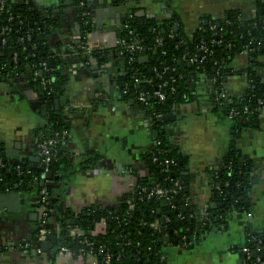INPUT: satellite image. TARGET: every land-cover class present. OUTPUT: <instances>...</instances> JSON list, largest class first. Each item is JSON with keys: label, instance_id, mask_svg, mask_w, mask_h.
I'll list each match as a JSON object with an SVG mask.
<instances>
[{"label": "crops", "instance_id": "0c3cea01", "mask_svg": "<svg viewBox=\"0 0 264 264\" xmlns=\"http://www.w3.org/2000/svg\"><path fill=\"white\" fill-rule=\"evenodd\" d=\"M116 1L125 2V6L118 8L120 12L124 11V17L129 15L128 9L148 11L149 16L158 20L168 17L167 14H175L182 29L190 34L203 14L218 19L227 10H235L240 19L252 18L256 0ZM13 2L26 4L38 16L47 11L57 15L58 26L50 32L48 44L52 56L63 58L67 63L63 69L67 80L58 106L61 118L69 126L62 143L68 160L58 173L43 170L41 174V182L48 189V222L57 228L63 211L77 213L87 206L101 208L115 205L123 193L133 192L137 176L146 173L139 155L150 149L154 133L149 118L139 108L134 96L124 98L121 83L127 82L114 76L125 72V67L121 57L110 53L116 46L117 37L114 36L118 35L119 25L112 24L107 14L101 20L105 24L103 29L99 31L94 26L90 33H85L87 42H103L109 49L107 58L96 55L99 60L94 63L81 59L90 51L83 48L84 36L82 33L78 35L76 23H85L91 12L95 23V9L101 7V3L103 6L104 2L86 0L83 10L77 7L74 0ZM116 19L114 17L113 21ZM248 64L245 52L235 54L231 59L235 68H244ZM101 70L108 71V78ZM255 70L264 83V66ZM30 80V71L18 76L0 77V147L15 150L18 146L17 156L5 153L8 168L19 163L37 164L40 160L36 145L37 130L46 124V110L38 109L36 98L40 88L32 85ZM101 83L105 85L101 86ZM188 85L192 98L173 106L175 108L171 113L174 117L166 124L165 132L173 146L187 159L191 202L200 212L211 206L208 169L220 166L222 156L229 148H234L242 159L250 161L254 167L251 216L245 212H232L227 229L218 231L210 227L192 248L180 244L166 245L160 264H245L242 253L233 251V248L243 244L247 226L256 232L264 230V108L259 109L254 126L236 131L233 120L213 105L208 78L198 74L195 79L188 80ZM224 87L229 95L239 96L247 87V79L245 75H232ZM89 153H97L101 158L94 165L81 168ZM54 175L58 178L54 179ZM9 184V189L3 192L16 195L0 198V264H90L89 256L62 251L57 234V243L47 251L42 252L40 243L25 252L20 250L17 243L31 241L35 228L42 221L39 213L42 206L38 202L37 186L24 185L22 188L20 181ZM21 198L25 199L23 203ZM103 229V222L95 227V231Z\"/></svg>", "mask_w": 264, "mask_h": 264}, {"label": "trees", "instance_id": "16d2710c", "mask_svg": "<svg viewBox=\"0 0 264 264\" xmlns=\"http://www.w3.org/2000/svg\"><path fill=\"white\" fill-rule=\"evenodd\" d=\"M2 2L0 32L4 28L8 30L2 33L5 42L0 46V77L18 76L29 71L34 75L35 79H31L30 83L40 88L36 103L39 110H46L47 120L37 130L36 145L52 137H57L58 141L55 156L48 165L43 163L41 156L37 164L19 163L20 175L17 174L16 164L8 168L4 149L0 147V158L5 163L4 168H0V191L6 189L5 183L18 181L26 187L37 186L39 189L44 167L56 174L68 160L62 143L69 126L61 118L58 106L67 80L63 73L67 63L63 58L50 54L48 37L58 26L54 14L47 11L46 17H41L26 4H17L13 0ZM74 2L79 5L83 2V7L86 6V0ZM125 23L127 26H124ZM117 34V39L125 43L138 39L143 45L141 51L132 53L117 45L110 53L121 57L125 67V72L117 75V78L127 82L124 87L121 86L126 90L124 98L134 96L139 108L149 118L154 133L150 149L139 155L146 173L137 176L133 192L123 193L115 205L101 208L87 206L77 213L63 211L57 228L48 222L47 214L35 228L27 250L32 244L36 245L35 233L43 226L55 228L59 246L69 248L72 253L78 254L80 249L94 253V264H103L106 254L110 255V264H160L166 245L180 244L192 248L210 227L218 231L227 229L232 212L250 211L254 167L250 161L242 159L234 148H229L222 156L220 166L208 169L211 206L206 212H200L187 200L190 196L187 159L168 139L165 132L168 122H163V119L170 115L176 103L191 100L188 80L203 74L210 80L211 87L218 90L217 93H210L212 103L222 105L220 111L230 116L234 129L239 131L254 126L259 109L264 108V83L255 70L264 66V0L255 1V14L246 20L240 19L235 10H227L218 19L203 14L190 34L182 29L175 14L158 20L130 13L122 19ZM158 38L160 42H157ZM106 52L105 49L94 53L102 56ZM240 52L247 53L249 64L244 68H235L231 59ZM50 55L51 65L47 62ZM139 55L147 56L148 60L139 62ZM236 74L245 75V91L239 96L228 94L221 97L219 90L226 91L225 82ZM134 77L144 82L137 83ZM158 86L165 92L163 100L152 94ZM139 92L144 93L146 104L137 98ZM158 113L162 114L161 118L157 117ZM100 158L97 153H89L80 167H90ZM131 172L134 173V170L131 169ZM157 187L165 189L171 200L166 201L150 192ZM130 202L133 203L132 209H128ZM99 222L104 223V229L95 231ZM71 229L77 233H72ZM243 244L255 252L258 245L264 246V233L247 226ZM241 246L233 248V251L241 253ZM258 254L264 257V249Z\"/></svg>", "mask_w": 264, "mask_h": 264}, {"label": "built area", "instance_id": "2783aa9c", "mask_svg": "<svg viewBox=\"0 0 264 264\" xmlns=\"http://www.w3.org/2000/svg\"><path fill=\"white\" fill-rule=\"evenodd\" d=\"M2 3L3 2L1 0L0 1V9L2 8V5H3ZM10 18L11 17H9V19ZM124 26H127L126 23L124 24ZM5 29L8 30V28H4L0 32V46L5 42V37H3V35H2L3 30H5ZM157 42H160V38H158ZM115 45L116 46L117 45L123 46L124 49L126 51L130 52V53H132L134 51L139 52V51H141L143 49V45L139 42L138 39H134L133 41L128 42V43H125V41H123V40L116 39V44ZM83 46H84V49L86 51H90V52H92V51H100V50H102L105 47L103 42H99V43L96 42L95 44H91L90 42H87V35L86 34L84 35V44H83ZM130 60H131V58H130ZM190 60H192V59H190ZM42 64L44 65L45 63L43 62ZM30 78L31 79H35L34 75L31 72H30ZM171 80L173 81V79H171ZM134 81L138 83L140 80L137 77H134ZM170 88H171V90L174 89L173 86H171ZM123 92H126V90H123ZM211 92L217 93L218 90H216L214 87H211ZM152 94L155 97H157L159 100H163L165 98V92L161 89L160 86H158V88L155 91H153ZM219 94H220L221 97H225V96L228 95V92L223 91L222 89H220L219 90ZM137 98L141 102H143L145 104L147 103L146 102V97H145L143 92H139ZM213 105L219 110H221V108H222V105L220 103L218 104L217 102H215V103H213ZM157 117L161 118L162 114L158 113ZM57 141H58L57 137H52V138H48V139L42 140V141H40L38 143L39 154H40L41 160L43 161L44 164L48 165L51 162V160L54 158V156H55V144H56ZM165 162L168 163V160H165ZM4 165H5L4 161L0 158V168H4ZM15 168L17 170L19 169L18 164H16ZM44 170H48V167L45 166ZM17 174L20 175L21 172L18 170ZM150 192L151 193L153 192L157 196L162 197L166 201H170L171 200V196L163 188L157 187V188L154 189V191L151 190ZM38 193H39L38 194V202L42 206V217H44L46 214H48V212L50 210V207L48 206L49 205L48 189L43 185V186H41L39 188ZM187 200L191 201V197L188 196ZM132 208H133V203L130 202L128 204V209H132ZM204 212H206V209L202 213H204ZM246 215L247 216H251V212H247ZM154 225H155V223H154ZM71 232L72 233H77L76 230H74V229H71ZM258 233L263 234L264 230L262 232H258ZM48 234H55V228L52 229V228H46V227L41 226L37 230V232L35 233V236H34L35 243L38 245V243H40L41 241L45 240V238L47 237ZM29 246H31V245L27 241H22V242H18L17 243V247L20 250H22L23 252H25ZM262 249H264V246L263 245H258L255 248V252H254L247 245L243 244L241 246V253L244 256L245 264H264V257H262V256H260L258 254ZM61 250L64 251V252H67L69 254L72 253V251L69 248H66V247H61ZM78 254L89 256L90 257V264H94L96 262V255L94 253H92V252L80 249L78 251ZM103 264H110V255L109 254H106L104 256Z\"/></svg>", "mask_w": 264, "mask_h": 264}, {"label": "water", "instance_id": "95a60500", "mask_svg": "<svg viewBox=\"0 0 264 264\" xmlns=\"http://www.w3.org/2000/svg\"><path fill=\"white\" fill-rule=\"evenodd\" d=\"M101 1L104 2V4L102 6V3H101V7H98L97 9H95V15L97 17L96 18L97 20H95V23H93V19H92L93 14H92V12H91V15L87 16L86 21H85L84 24H82V22L80 23V21H78L76 23V30L78 32V35H81V33H90L94 26H96L95 27L96 30L100 31L101 29H103L105 24L103 22L101 23V20L104 18L105 14L110 16V18L112 19V24L116 23L119 26L121 25V21L124 18V11L120 12L118 10V8H119L120 5L121 6H125V2L121 1V3H119L116 0H110L109 2H108V0H101ZM87 6L90 7L89 2H87ZM79 9L82 10L83 8H79ZM127 12H128V14L133 13L135 16H149L150 15L148 11H145V10H142V9L136 10V11H134L132 9H128ZM40 14H42V13H40ZM167 16H170V14H167ZM41 17H46V13H43ZM55 17L57 18V15H55ZM79 17H81V16H79ZM114 17L117 18L116 21H113ZM85 27H87V28H85ZM114 34H115V32H114ZM116 37L117 36H114V38H116ZM77 41L79 42V40H77ZM50 54H52V52H50ZM102 56H104V55H102ZM96 57L97 56H96L95 53L90 52V53H88L85 56H81V59L83 61L88 60V61L94 63V62H97V60H99ZM147 60H148L147 56H142V55L138 56V61L139 62H145ZM47 62H48L49 65L52 64L51 56H49L47 58ZM109 66H110V64H109ZM89 68H92V67L90 66ZM101 71H103V76L108 78V76H107L108 71L107 70H101ZM149 71H150V73L152 72L151 69ZM105 74H106V76H105ZM114 76L117 78V75L114 74ZM140 82H142V81H139L138 83H140ZM103 85H105V83H101V86H103ZM124 85H125L124 83H121V86H124ZM174 108L175 107L172 108V112L174 111ZM42 112H43V114L45 113L44 110ZM173 117H174L173 113H171L170 115L166 116L163 119V122H169V121H171L173 119ZM17 150H18V146L17 145L15 147V150L4 149L5 153L10 154L11 156H17L18 155L17 154L18 153ZM48 173L52 174V171H49ZM51 177H53V175ZM57 178H58V176L54 175V179H57ZM41 185L43 186L44 183H42ZM4 186H5L6 189H9V187H10L9 183H5ZM20 186L22 188L24 186V183L22 181L20 182ZM15 187H17V184L15 185ZM13 195H16V194L15 193H4L3 191H0V198H4V197L8 198V197H12ZM24 201H25V199L21 198V203H23ZM39 213L42 216V212L40 210H39ZM56 243H57L56 235L55 234H48L47 237H46V240L43 241V242H40V247H41L42 252H44L45 250L46 251L49 250Z\"/></svg>", "mask_w": 264, "mask_h": 264}, {"label": "flooded vegetation", "instance_id": "af4514ba", "mask_svg": "<svg viewBox=\"0 0 264 264\" xmlns=\"http://www.w3.org/2000/svg\"><path fill=\"white\" fill-rule=\"evenodd\" d=\"M80 3H81L80 5L77 4V7H78V8H83V9H84V7H83L84 4H83V2H80ZM83 9H82V10H83ZM105 49H106L107 51L109 50L107 47H104L102 50H105ZM102 50H101V51H102ZM92 52L94 53L95 51H92ZM102 54H103V53H102ZM113 54H114V55H113ZM113 54H112V55L115 56L116 53H113ZM104 56H106V58H107V53H106V55H104ZM102 57H103V56H102ZM106 58H105V59H106Z\"/></svg>", "mask_w": 264, "mask_h": 264}]
</instances>
